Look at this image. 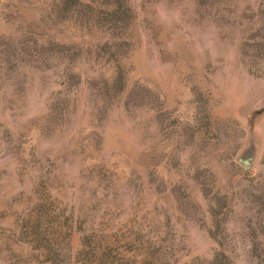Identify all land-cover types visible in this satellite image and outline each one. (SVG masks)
Segmentation results:
<instances>
[{"label": "rangeland", "instance_id": "374dc122", "mask_svg": "<svg viewBox=\"0 0 264 264\" xmlns=\"http://www.w3.org/2000/svg\"><path fill=\"white\" fill-rule=\"evenodd\" d=\"M0 264H264V0H0Z\"/></svg>", "mask_w": 264, "mask_h": 264}]
</instances>
